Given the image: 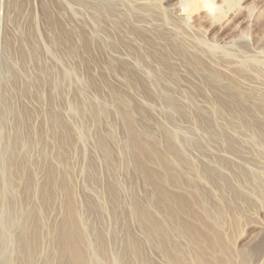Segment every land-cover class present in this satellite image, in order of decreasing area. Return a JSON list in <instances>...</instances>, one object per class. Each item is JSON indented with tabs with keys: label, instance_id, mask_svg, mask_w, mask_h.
I'll use <instances>...</instances> for the list:
<instances>
[{
	"label": "rangeland",
	"instance_id": "374dc122",
	"mask_svg": "<svg viewBox=\"0 0 264 264\" xmlns=\"http://www.w3.org/2000/svg\"><path fill=\"white\" fill-rule=\"evenodd\" d=\"M186 1L0 0V225L3 233L1 246L5 252L0 264H17L20 261L18 234L24 219L33 220L38 213L37 200L31 197V192L25 194L23 186L26 180H31L30 188L34 189L44 181L45 163L50 161L55 151L54 138L49 135L52 134L49 133L52 125L46 120L51 113L60 116L57 117L67 125V129L75 133L73 136L70 134L71 137L75 135L71 139L72 147L64 150L69 158L67 167L70 166L71 170L69 178L72 181L69 179V182L73 186L70 188L74 190L73 197L78 203L77 212L84 221L83 227L86 229L88 226L87 230L94 227L96 231L101 228V232L106 234L109 261L102 264H110L111 258L122 256L125 251L124 231L129 229L134 239L141 237L136 221L129 213L128 199L136 194L142 201L144 189L131 167L125 169L124 161L119 158L124 131L119 117L111 113L110 96H107L111 88L107 86L111 85L121 93L118 92L121 97L127 96L125 99L130 104L134 103L131 105H140L146 110L145 120L136 114L134 116L139 118L137 127L144 123L147 129L150 128L151 132H148H153V140L161 137L160 129L177 137L181 151L195 170L187 179H192L205 196L209 194L207 198L210 197L211 202L221 204L224 210L229 206L233 210L225 211L228 222L225 220L226 226L222 230L224 236L232 241L231 250L235 253L247 251L251 256L260 242L263 253L255 255L250 264H264V141L258 138L252 125L253 122L264 124V116L254 115L256 119L254 117L253 121L244 124L239 112L237 114L223 94V101L228 102L227 105L224 102L227 110L223 107L224 114L220 118L216 105L217 88L203 84L206 72L194 74L184 60V56L196 55L205 67L222 72V77L227 79L231 77L241 89L245 87L242 90H250L249 95L256 94L244 98L248 101L243 106L252 111L251 107L264 97V0H211L212 15L202 8L191 14L181 11ZM43 9H47L52 17V26ZM55 23L60 24L63 28L59 26L60 29L67 34L66 41H73L71 45L54 41L60 30ZM83 40L90 42V51L86 52ZM32 47L33 56L30 52ZM70 51L74 53L71 55ZM182 52L186 55L182 56ZM108 67L114 69L113 73ZM122 69L138 79V90L128 89L124 81L127 74ZM253 99L255 103L251 101ZM89 100L109 112L105 120L99 121L101 126L96 131L116 136L115 143H108L116 172L112 180L94 138L98 127L88 116L86 103ZM171 101L172 106L168 105ZM263 101L254 107L263 105ZM174 110L183 111V115L178 116L181 112L175 113ZM22 112L28 114L26 128L18 127L19 123L17 127L15 125L16 114ZM204 120L206 125H202ZM15 136L21 137L20 143L14 142ZM14 155L18 163L25 165V172L21 181L10 190L5 186L1 171L3 162L12 160ZM205 169L213 173L211 182L206 181L204 173V177L202 175ZM117 178L121 183L115 182ZM110 181L119 185L115 198L119 200L120 215L117 213L119 217L115 216L116 219L111 205L107 204L109 200L111 202L106 192L107 186L112 184ZM63 200V195L59 194L54 207L49 209L51 212L47 211L43 217L45 231L60 221L58 207ZM88 201L95 204L93 210L87 207ZM229 212L236 213L235 217L239 218L235 227L230 226L235 214L231 217ZM123 224L127 226L125 229ZM88 239L92 241V235ZM49 240H43V252L50 248ZM112 253L116 255L112 256ZM151 257L156 260L155 264H164L153 253ZM43 261L44 253H41L30 264H43Z\"/></svg>",
	"mask_w": 264,
	"mask_h": 264
},
{
	"label": "bare ground",
	"instance_id": "6f19581e",
	"mask_svg": "<svg viewBox=\"0 0 264 264\" xmlns=\"http://www.w3.org/2000/svg\"><path fill=\"white\" fill-rule=\"evenodd\" d=\"M13 3L15 6V1ZM181 3L182 2H180L179 4ZM182 5H183L182 10L181 9L180 10L187 14H191L193 11L199 8H202L207 14L209 13L210 15H212L213 13V9H212L213 3L211 0H187ZM47 9H43L44 15L52 26V23H51L52 17L47 12L48 11ZM238 14H239V11H238ZM56 25H57L56 28L60 29L61 27V29H63L62 26H60V24H56ZM52 28H54V26ZM61 29L58 30L59 32H57L56 30L57 34L56 32L55 34L57 37L54 35L55 40L54 39L53 40L59 43L60 41L66 42L67 45H71L73 41L70 42L68 40V42L70 43L69 44L66 41L67 34L64 32V30H61ZM70 37L68 38L70 39ZM83 39H86V38L84 37ZM80 41L82 43L81 37H80ZM84 43H85L84 47L87 50V51L86 50L84 51L88 52V49L90 51V48H91V47L89 48L90 42L88 40H85ZM22 47L23 46H21V48ZM71 47L73 48V46ZM33 48L34 47L30 49L32 56L34 53ZM65 48L66 47H64V49ZM67 48L70 50L69 47ZM24 50L25 49H23V51ZM71 51H74V50L71 49ZM27 52L29 51L27 50ZM67 52L69 53V51ZM73 53L71 52V55ZM25 55H29V54L26 53ZM184 55H186V52L182 56ZM187 56L188 57L184 56L185 57L184 60H186L189 67H191V70L193 71V73L195 72L199 74V72L201 73V71H204V73L206 72L205 75L203 74L204 75L203 84L205 83L207 85H210L212 88H217L218 92L217 91L215 92H217L216 95L217 94L219 95L217 97L218 102L216 103V105H217V112H218V115H220V118H221V114H224L223 112L224 104L228 102V101L225 102L226 98L227 100H229V104H231V107L236 109L237 114L239 112L238 115L241 117V119L243 120L242 122H244V124H246L245 122L247 121L248 123H250L249 121L251 120L253 121L254 119L252 118L255 117L254 115H259V116L261 115L260 117L264 116V101H263L264 97L263 96L261 98V100L263 99L262 100L263 105L260 104L259 106L254 107V105H257L258 101L256 102L255 99L251 100L252 102L254 103L256 102V103L253 105V108L251 107V109L253 110L250 111L249 110L250 108L247 107L248 108L247 109L245 107L246 105L243 106V104H247L244 102L248 101V99L244 100V98L246 99V97L248 98V96H252V95L255 96L256 94L249 95L250 93L248 94V92L250 90L247 89L246 91L247 93H246L245 90H242V89H245V87L241 89L240 88L241 86L237 84L238 83L237 81L235 82L233 81V79L231 80L230 79L231 77L227 79L228 78L227 75L229 74L225 75L227 77L225 78V77H222L223 76L221 75L222 72L220 74L216 70H215L216 72H214L212 71V69L207 68L209 66L205 67L206 65L203 64L204 62L201 61V59L197 58L196 55L194 56L187 55ZM154 59L156 58L154 57ZM92 64H93V61H92ZM113 70H110L111 73H113L112 72ZM124 71L127 74L124 76L125 85L128 87V89L138 90L139 89L138 88L139 81L137 82L138 79L135 80V78H133L135 76H131L133 75L132 73L131 75L130 73H127L129 71L127 72L126 70ZM38 83H36V85ZM218 86L220 87L218 88ZM107 87H111L109 91L106 89L108 91L107 96H110L109 97L111 101L110 105L113 110V112L111 113H114L116 117H119V122L121 123L122 129L124 131L123 132L124 139L122 142L123 145L120 148L118 147L119 148V152H118L119 158L120 160H122V162L124 161L123 163L126 166L125 169L126 168L129 169L128 166L131 167L132 170L131 169L130 170L133 171L132 173H134V175H136L139 178V181L141 182V186L144 189L143 190L144 197L142 201L139 200L140 198L139 199L137 198L138 196L135 193H134L135 195L130 194L131 196L130 197L128 196L129 197L128 201H129V205L131 208V212L129 213H131L132 217L135 219L136 221L135 223L137 224V227L139 228L141 237L134 239V237H131L132 234L130 236V232L128 231L129 229L126 230V232L128 231L127 233L129 234H127L123 230L124 231L123 236L126 234L125 235L126 238L124 239V242L122 241L124 243L123 245L125 246V249H124L125 251L122 254V256L119 255V257H116V259L111 258L110 264H155L156 260L155 261L152 260V257H151L152 253L154 254V256H157V258H159L160 261L163 262L164 264H250L252 263L251 260L253 259V257L255 255H258L259 253L261 254V252L263 251V246L259 242V244H257L256 247L254 248L255 251L253 255L251 254V256L249 252L247 251L246 252L242 251V253L240 252L235 253V251L233 252L231 250L232 249L230 247L231 240L229 241V238H226L224 236V233L222 230H224L223 229L224 225L226 226V222H225L226 218L224 216V213L226 214L228 209L229 211H231L232 208L229 206L227 210H224L221 204L216 203V202L215 204L214 202H211L213 200L210 201L209 200L210 197L207 198L209 194L205 196L204 195L205 193L203 194V191L201 192V190L197 187V185L193 182L192 179L191 180L187 179V176L189 174L191 175L192 173L194 174L195 170L193 168V165L190 164V162L184 156L183 151H181L180 143L177 137L172 133L166 132L165 129H164L165 131L160 129V125H158L160 129L159 133L161 134V137L158 138V140L156 141L153 140V138L151 137L153 132L151 134L148 132V131L151 132V130H148L150 128L147 129V127L144 126L146 124L141 123L140 125L143 124V126L137 127L138 126L137 121L139 119V118L137 119V116L140 117L141 120L142 119L145 120L144 117L146 118L145 116L146 110H144V108L142 109L140 105L139 106L131 105L134 103L130 104L128 99H125L127 96L123 98V95H122L121 97V95L118 94L119 91H117L116 88L115 89L112 88L113 87L112 85L107 86ZM223 94L224 96H226L224 97L225 98L224 101H223ZM219 96H221V98ZM260 96H257V97H260ZM252 98L250 97L249 99H252ZM261 100L259 99L260 102L258 103H262ZM90 101L91 100H89V102L86 103L88 110H89L88 116L90 117L91 121L95 125L97 124L96 127L101 126L99 125L101 124L99 123V121H101V119H104V117H106L107 113L109 112H106L108 110H103V108L101 110L100 108L96 107L98 106L96 105V102L94 103L93 101L92 102ZM170 103H172V101L168 102V105ZM165 105L168 108H171L170 106H172L171 104L170 106H168L167 104ZM231 107L228 110H231ZM78 109H82V108H78ZM225 109L227 110V108ZM178 110H176L177 112L174 110L175 113L181 112V114L179 113L178 116L179 115L182 116L183 111H178ZM22 114L20 113H18V115L16 114L15 121L17 124H15V122L14 124L17 127L19 123V125L21 126L18 125V127L22 128L23 126L24 128H26L27 126H24V125H26L27 120L25 122V119L27 118L26 115L28 114H23V115ZM134 114H136L137 116H134ZM81 115L82 113L80 114V116ZM47 116H49V118H47L46 120L50 122V126L52 125L51 126L52 128L51 129L49 128L50 129L49 133H52V134H49V135L52 136V137L50 136L52 139L54 138L55 144H54V147L53 146L52 147L55 149V151L53 152L54 154L53 156H51L50 161L45 163L44 173H43V180H44L43 183L34 189L30 188L31 180H26L24 183L23 190L25 194L29 195V192H31L30 193L31 197H35V199L37 200L38 213L33 220L26 221L27 219L26 217V219H24L25 220L24 224L22 223L23 225H22L21 232H19L20 234H18L19 236L17 237L18 244H19L18 248L20 247V250L18 249L20 251V257L18 256L20 261L16 263L17 264H30L32 261H34L35 257L41 255V253H44L43 264H99V263L102 264V263H107L109 261V258H108L109 249L107 248L108 245L106 244L107 243L106 242L107 237L105 238L106 234L104 235V233L101 232L103 231L101 230V228H99V230L97 229L96 231V229L94 230V227L93 229L90 228L88 230H87L88 226L86 229H85L86 226L83 227L82 225L83 219L80 218V215L77 212L79 211L77 210L79 209L78 203L75 201L76 199L74 200L75 196L73 197L74 190H71L72 188H70V186H73V185L70 184L72 181L69 178V174L71 170H70V166H68L69 168L67 167V165H69V160H67L68 154L66 155V151L69 149L70 146L72 147L73 140L71 141V139L75 137V135L74 137H71L70 134H72L73 136V134L75 133L70 132L68 130L69 128L67 129L66 127L67 125L65 123L63 124L62 119L60 118L61 119L60 120L58 118L60 116H58L57 114L51 113V114H48ZM82 117H84V114ZM147 120H148V117H147ZM201 122H202V125H204V123L206 125L205 120L204 122L203 121ZM229 123L227 122V124ZM252 125L257 130L258 138L261 139V141L262 140L264 141V124H254L253 122ZM96 129H99V127L95 128V131ZM159 129L157 130L159 131ZM108 133L105 132V135H104V133L102 134V131L97 130L95 133V137L94 136L93 137L95 138L96 144L100 147V150L103 153L102 157H104L105 166L108 169L110 173L109 177L112 180L113 178H115L116 172H114L115 167H113L114 165H113L112 153L110 151L108 143L109 142L112 143L115 140L116 136L114 133H111V134H108ZM20 139H19V136H15L14 142L20 143L21 142ZM261 141L259 140V142ZM113 143H115V141ZM64 150L66 151L64 152ZM67 161H68V164H67ZM24 172H25V165L23 163H18L15 155L12 160L3 162L1 173L5 177V179L3 180L5 181V186H7L8 189L13 190L15 186L17 185V183H19L21 179L24 177ZM203 173L205 174V177H206L205 179L207 182L208 181L211 182L213 180L212 171H209V170L207 171V169H205V171L202 172V175ZM3 176L2 178H4ZM69 179L71 180L70 182H69ZM115 182L118 183L120 181H118V178H117V181ZM115 182L112 183L110 181L109 183H112V184L107 183L109 185L106 188L107 190L106 192L108 193V196L111 198V202L109 200L107 204L109 203L108 205H111L112 213L113 214L115 213V215L113 216L116 219V217H119L118 215H120L119 213L120 211H118L119 205L117 204V201L119 200H116L118 196L117 192L119 191L118 190L119 183L117 184ZM59 194L63 195L64 197L62 204H60V207H58L61 212V219H59L60 221L56 223L54 226L52 225H51L52 227L48 226V228L49 227L50 228L49 229L46 228L47 230L45 231L43 227V223H44L43 217L45 216L47 211L48 212L50 211L49 210L50 208L54 207L56 197ZM219 199L221 200V198ZM237 199H240V197ZM217 201L220 202L218 199ZM223 201L221 202L225 204V200ZM93 204L94 203H91L90 201H88L87 207L90 209L92 208L93 210L94 209L93 207L95 205ZM227 205L228 204H226V206ZM229 214H231V212H229ZM234 214L233 213L231 214V217L232 215H234V217L231 218L232 221L230 222V226L232 227H235L236 225H238V223H236V221L238 222L237 220L238 217L236 218L235 217L236 213ZM119 220H121V217ZM123 222H125V219ZM117 223H118V220H117ZM83 224H84V221H83ZM123 225L122 227H124L125 229L127 226L125 227V225L124 226ZM2 234H3L2 227L0 225V258L5 253L1 246ZM91 235H92V241L88 239L89 236L91 237ZM44 238H46L47 240L50 239L49 240L50 248L45 252L42 251L43 240H46ZM114 255L112 253V256ZM254 259H256V257Z\"/></svg>",
	"mask_w": 264,
	"mask_h": 264
}]
</instances>
